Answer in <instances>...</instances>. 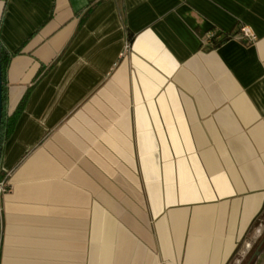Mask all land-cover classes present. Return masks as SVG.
Returning a JSON list of instances; mask_svg holds the SVG:
<instances>
[{"label": "crops", "instance_id": "obj_1", "mask_svg": "<svg viewBox=\"0 0 264 264\" xmlns=\"http://www.w3.org/2000/svg\"><path fill=\"white\" fill-rule=\"evenodd\" d=\"M0 45V264H264V0H0Z\"/></svg>", "mask_w": 264, "mask_h": 264}, {"label": "trees", "instance_id": "obj_2", "mask_svg": "<svg viewBox=\"0 0 264 264\" xmlns=\"http://www.w3.org/2000/svg\"><path fill=\"white\" fill-rule=\"evenodd\" d=\"M218 36H221V38L219 40H216V37ZM231 37H232V34L216 31L215 33H213L211 39L213 40L214 46H217ZM0 58H1L2 72H4L7 66V63H8L9 56L1 45H0ZM2 99H3V109H2V116H1V122H0V142L2 139V135L4 134V131L5 130L6 132L9 131L12 126L11 116H8L4 110V88H3ZM261 246H264V243H262Z\"/></svg>", "mask_w": 264, "mask_h": 264}, {"label": "built area", "instance_id": "obj_3", "mask_svg": "<svg viewBox=\"0 0 264 264\" xmlns=\"http://www.w3.org/2000/svg\"><path fill=\"white\" fill-rule=\"evenodd\" d=\"M241 38L246 40L247 42H252L255 40V34L246 26H242L240 28ZM129 48V44L125 45V50ZM9 190V183L7 181L6 174L0 169V200L5 195V193Z\"/></svg>", "mask_w": 264, "mask_h": 264}, {"label": "water", "instance_id": "obj_4", "mask_svg": "<svg viewBox=\"0 0 264 264\" xmlns=\"http://www.w3.org/2000/svg\"><path fill=\"white\" fill-rule=\"evenodd\" d=\"M2 95H3V72H2L1 58H0V122H1L2 109H3ZM0 151H1V145H0Z\"/></svg>", "mask_w": 264, "mask_h": 264}]
</instances>
